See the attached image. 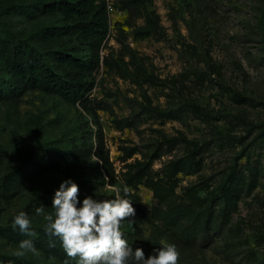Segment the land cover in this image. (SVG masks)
Returning <instances> with one entry per match:
<instances>
[{"label":"rangeland","instance_id":"374dc122","mask_svg":"<svg viewBox=\"0 0 264 264\" xmlns=\"http://www.w3.org/2000/svg\"><path fill=\"white\" fill-rule=\"evenodd\" d=\"M55 1L0 0V264H78L36 215L43 205L55 218L52 199L68 179L81 201L129 189L136 216L121 232L146 259L174 244L178 264H264V0H106L109 35L87 100L41 89L16 95L15 48L65 76L54 67L58 54L89 57L70 22L41 13ZM53 31L57 39H43ZM89 138L100 139L97 154L77 158ZM156 182L172 199L155 197ZM192 200L215 215L236 206L209 246L187 247L153 218ZM22 211L35 236L13 223ZM24 239L39 255H16Z\"/></svg>","mask_w":264,"mask_h":264},{"label":"trees","instance_id":"16d2710c","mask_svg":"<svg viewBox=\"0 0 264 264\" xmlns=\"http://www.w3.org/2000/svg\"><path fill=\"white\" fill-rule=\"evenodd\" d=\"M41 13L49 16L61 15L70 22L69 33H78L81 41L89 49L88 58H80L61 53L54 59V67L68 71L67 76L58 73L38 53L17 47L10 64L11 88L16 95L30 89L58 95L65 99L84 102L94 90L90 78L91 72L100 65L99 51L109 35L110 16L106 0H56L46 4ZM59 33H43L44 40H55ZM71 72V75H70ZM95 144H97L95 146ZM100 139H84L81 149L74 155L87 158L99 150ZM155 197L161 201L170 200L172 191L162 182L150 185ZM236 206L226 204L219 215L200 200L188 204L175 205L167 210H157L153 218L161 223V233L173 237L187 247L198 244L209 246L222 233V229L231 222Z\"/></svg>","mask_w":264,"mask_h":264},{"label":"clouds","instance_id":"9594fccd","mask_svg":"<svg viewBox=\"0 0 264 264\" xmlns=\"http://www.w3.org/2000/svg\"><path fill=\"white\" fill-rule=\"evenodd\" d=\"M123 193L115 199L85 196L81 201L79 186L68 179L59 185L52 199L55 218L45 214L43 205L36 209V215H43L48 235L58 237L67 257H78V264H128L130 258L133 264H178L180 253L174 244L153 249L146 259L142 248L134 250L123 238L122 222H131L129 218L136 216L133 202L127 198L129 189L125 187ZM13 223L25 235L35 236L25 212L16 215ZM18 247L17 256L39 255L31 239L22 240Z\"/></svg>","mask_w":264,"mask_h":264}]
</instances>
